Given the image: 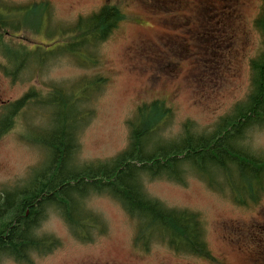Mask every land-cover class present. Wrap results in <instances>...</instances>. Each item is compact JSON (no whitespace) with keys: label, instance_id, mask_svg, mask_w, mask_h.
Masks as SVG:
<instances>
[{"label":"rangeland","instance_id":"rangeland-1","mask_svg":"<svg viewBox=\"0 0 264 264\" xmlns=\"http://www.w3.org/2000/svg\"><path fill=\"white\" fill-rule=\"evenodd\" d=\"M48 1L54 20L70 24L99 11L107 0ZM262 1L120 0L127 20L98 46V67L84 69L62 58L38 74L31 65L17 82L0 70V118L3 103L17 101L33 87L44 90L46 83L67 86L102 75L108 83L92 102L94 118L79 136L80 163L107 161L127 148L128 121L139 105L154 100L165 101L174 110L167 136L177 137L187 121L201 132L209 131L250 92V61L263 49L254 24ZM0 63L5 64L1 56ZM42 112L32 105L28 115L19 114L0 137V191L23 184L30 170L43 163L45 151L25 138L46 126ZM251 144L264 152V129L253 134ZM144 187L167 207L201 215L205 240L220 264H264V199L256 206H238L228 190L216 192L197 176L189 177L185 186L147 179ZM86 207L103 218L104 234L83 243L51 209L38 232L55 236L61 244L51 254L34 255L31 264H215L158 242L148 251L134 248L136 221L108 196L92 195Z\"/></svg>","mask_w":264,"mask_h":264},{"label":"trees","instance_id":"trees-1","mask_svg":"<svg viewBox=\"0 0 264 264\" xmlns=\"http://www.w3.org/2000/svg\"><path fill=\"white\" fill-rule=\"evenodd\" d=\"M119 2L109 0L99 11L65 24L54 20L48 0L20 4L0 0V56L5 59L0 70L17 82L31 65L38 74L62 58L84 69L98 67V46L127 20ZM254 24L263 49L250 61V92L209 131L201 132L187 121L177 137L167 136L174 110L165 101L154 100L138 106L128 121L127 148L107 161L80 163L79 136L93 120L92 102L108 78L84 77L67 86L46 83L48 89L33 87L6 106L0 137L20 113L28 115L32 105L43 111L46 126L25 138L45 151V159L23 184L0 191V264L5 260L31 264L34 255L51 254L60 246L55 236L38 232L51 209L81 242L103 235L105 221L86 207L92 195L112 198L136 221V249L148 251L158 242L178 254L220 264L205 240L201 215L167 207L151 198L144 184L147 179H162L185 186L189 177L197 176L216 192L228 190L238 206L262 202L264 152L252 146L251 138L264 129V0Z\"/></svg>","mask_w":264,"mask_h":264},{"label":"flooded vegetation","instance_id":"flooded-vegetation-1","mask_svg":"<svg viewBox=\"0 0 264 264\" xmlns=\"http://www.w3.org/2000/svg\"><path fill=\"white\" fill-rule=\"evenodd\" d=\"M6 104H8V103H3V107H4Z\"/></svg>","mask_w":264,"mask_h":264}]
</instances>
